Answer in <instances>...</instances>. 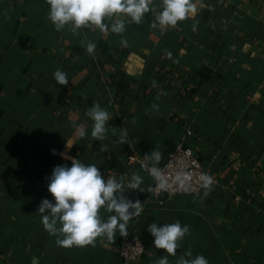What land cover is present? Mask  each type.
Here are the masks:
<instances>
[{"label":"crops","instance_id":"1","mask_svg":"<svg viewBox=\"0 0 264 264\" xmlns=\"http://www.w3.org/2000/svg\"><path fill=\"white\" fill-rule=\"evenodd\" d=\"M190 2L195 12L175 26L152 27L161 0H149L142 22L123 33L92 26L74 34L55 29L47 0H0V264H122L118 231L65 248L42 224L38 206L53 199L47 177L71 157L117 179L142 177L143 192L126 193L143 202L127 233L147 252L133 264L164 253L148 224L177 220L190 227L178 254L264 264V0ZM57 69L68 85L56 84ZM93 102L111 113L102 142L86 115ZM122 129L126 144L116 142ZM180 142L198 152L212 189L155 198L154 180L130 158L163 164ZM153 148L159 162L145 159Z\"/></svg>","mask_w":264,"mask_h":264},{"label":"clouds","instance_id":"2","mask_svg":"<svg viewBox=\"0 0 264 264\" xmlns=\"http://www.w3.org/2000/svg\"><path fill=\"white\" fill-rule=\"evenodd\" d=\"M48 20L57 31L69 27L74 34L84 27L95 26L103 32L123 33L126 23L140 24L144 14L149 11V0H47ZM196 6L190 0H161L160 11L156 14L152 27L175 26L195 12ZM111 23H106L105 20ZM127 44L126 40H122ZM96 45L89 41L86 51L95 53ZM169 55H171L169 53ZM56 84L68 85L70 79L67 73L57 69L53 73ZM156 85V81H153ZM158 108V105H153ZM86 115L92 121V137L104 141L109 130L111 113L99 102H93L86 110ZM79 135L85 136L83 129ZM117 143H127V129H122L117 137ZM100 151H107V145L101 143ZM161 151L153 148L145 154V159L159 162ZM71 165H56L48 179V191L53 199L43 198L38 206L42 224L55 235L58 246L70 248L92 245L97 238H113L118 231L121 236L127 234L129 222L143 211V202L132 200L126 195L131 190L141 188L142 177L133 174L125 181L123 177L105 175L95 163H83L77 157H71ZM157 181L156 189H166L167 181L157 168L152 169ZM192 180L189 172H179L175 182L180 188H185ZM200 187L206 197L214 184V179L208 172L199 175ZM101 209L111 213L107 219L101 216ZM148 232L152 235L154 247L164 250L154 264H170L169 256L176 258L175 264H209L203 254L193 255L189 249L178 254L181 242L190 234V227L179 220L161 225L155 221L148 224Z\"/></svg>","mask_w":264,"mask_h":264},{"label":"built area","instance_id":"3","mask_svg":"<svg viewBox=\"0 0 264 264\" xmlns=\"http://www.w3.org/2000/svg\"><path fill=\"white\" fill-rule=\"evenodd\" d=\"M130 162L139 164L142 170L154 180L155 198H158L161 194H166L169 198H175L178 195L194 196L202 190L199 175L201 172L206 171L203 169L201 158L197 151L186 146L183 142L176 145L163 164H151L136 157H131ZM153 168L159 169L162 177L167 181L166 189L155 188L157 181L152 174ZM179 172H189L192 175L191 182L185 188H180L175 182V176ZM118 249L122 264L137 263L147 252L144 239L130 233L122 236Z\"/></svg>","mask_w":264,"mask_h":264},{"label":"water","instance_id":"4","mask_svg":"<svg viewBox=\"0 0 264 264\" xmlns=\"http://www.w3.org/2000/svg\"><path fill=\"white\" fill-rule=\"evenodd\" d=\"M164 196H167L166 194H164Z\"/></svg>","mask_w":264,"mask_h":264}]
</instances>
